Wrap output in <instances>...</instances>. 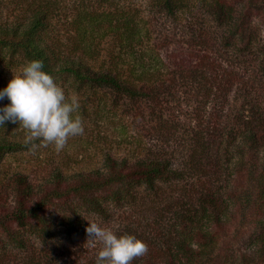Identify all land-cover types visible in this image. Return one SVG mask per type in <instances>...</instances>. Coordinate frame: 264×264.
<instances>
[{"label": "trees", "instance_id": "16d2710c", "mask_svg": "<svg viewBox=\"0 0 264 264\" xmlns=\"http://www.w3.org/2000/svg\"><path fill=\"white\" fill-rule=\"evenodd\" d=\"M197 1L149 0L142 15L118 0H0V58L42 60L138 134L120 123L137 151L104 150L88 169L57 163L33 183L1 169L29 145L5 122L0 237L22 243L15 230L30 228L45 243L73 228L79 208L104 213V202L144 197L143 187L175 200V229L170 247L132 264H264V50L249 30L264 0Z\"/></svg>", "mask_w": 264, "mask_h": 264}, {"label": "rangeland", "instance_id": "374dc122", "mask_svg": "<svg viewBox=\"0 0 264 264\" xmlns=\"http://www.w3.org/2000/svg\"><path fill=\"white\" fill-rule=\"evenodd\" d=\"M11 1L10 7L16 6V0ZM88 1L96 7L106 3L105 0ZM246 1L231 0V3H247ZM148 2L149 0H118L117 3L134 5L141 9L143 15L148 8L150 9ZM196 4H199L197 0ZM251 9L252 16L249 26V30L252 32L251 37L253 38L255 35L259 47L264 50V17L262 11H257L252 7ZM64 21L61 14L59 22L64 23ZM25 63L26 61L17 56L0 58V89L7 86L13 78V74L18 73ZM54 79L64 88L68 97L74 95L79 99L80 108L76 114L80 115L84 121V133L70 137L65 148L57 152L53 145L44 147L41 146L39 140L29 141L27 130L18 124L15 125L14 132L23 133L22 137L29 141V145L27 149L9 154L3 159L1 169L4 170L5 177H10L13 172L17 171L27 174L33 183H39L43 180L44 171L49 170L57 163L61 165L67 163L68 165L64 164L63 166L68 171L88 169L100 162V155L104 150H110L119 155L138 150L136 145L128 143L132 140L127 141L119 136L120 123L126 128V134L129 137L138 135L135 131V124L131 123L123 111L116 109V113H107L109 115L106 118L96 106L97 97L93 91L87 88L76 90L68 84H63L59 78L55 77ZM99 97L102 98L100 93ZM8 103L10 101L5 97L0 101V107ZM34 145L36 146L34 147ZM163 189L171 190L170 187L165 186ZM136 190L144 197L139 195L135 200L124 199L117 204L104 202L106 208L104 213L88 210L86 207L79 208L80 216L73 222V228L59 233L57 238L51 237L46 241L47 243H44L43 239L39 237V231L36 232L30 228L15 230L17 235L21 236L23 244L11 241L5 235H1L0 264L95 263L96 253L102 245L99 242L94 243L88 240L86 228L89 226V221L109 227L118 235L134 234L147 243L148 251L151 252L170 247L167 240L174 235L175 221L172 217L178 207L173 204L175 200H172V203L143 187ZM146 197L148 198L146 199Z\"/></svg>", "mask_w": 264, "mask_h": 264}, {"label": "clouds", "instance_id": "9594fccd", "mask_svg": "<svg viewBox=\"0 0 264 264\" xmlns=\"http://www.w3.org/2000/svg\"><path fill=\"white\" fill-rule=\"evenodd\" d=\"M5 97L10 103L0 107V126L5 122L18 123L27 130L29 141L39 140L44 147L53 145L59 152L70 137L84 133V121L76 114L79 99L66 95L64 88L44 70L42 60L27 61L13 74L7 86L0 89V101ZM86 232L88 240L102 245L96 253L95 264H132L148 252L147 243L136 235H118L97 222L89 221Z\"/></svg>", "mask_w": 264, "mask_h": 264}]
</instances>
